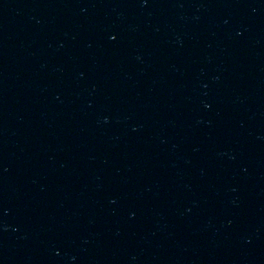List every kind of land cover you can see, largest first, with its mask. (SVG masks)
I'll return each mask as SVG.
<instances>
[{
    "label": "water",
    "instance_id": "1",
    "mask_svg": "<svg viewBox=\"0 0 264 264\" xmlns=\"http://www.w3.org/2000/svg\"><path fill=\"white\" fill-rule=\"evenodd\" d=\"M0 264H264V0H0Z\"/></svg>",
    "mask_w": 264,
    "mask_h": 264
}]
</instances>
